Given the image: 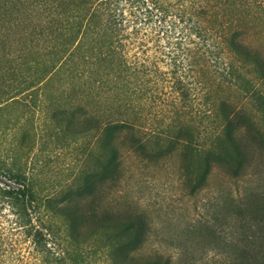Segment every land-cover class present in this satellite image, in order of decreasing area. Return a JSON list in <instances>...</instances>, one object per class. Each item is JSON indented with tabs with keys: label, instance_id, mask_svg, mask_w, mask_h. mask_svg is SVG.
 I'll use <instances>...</instances> for the list:
<instances>
[{
	"label": "trees",
	"instance_id": "1",
	"mask_svg": "<svg viewBox=\"0 0 264 264\" xmlns=\"http://www.w3.org/2000/svg\"><path fill=\"white\" fill-rule=\"evenodd\" d=\"M261 20L264 0H0L9 58L0 71L16 75L52 42L27 90L55 83L45 96L50 122L92 142L91 166L57 196L40 197L21 173H1L15 188L0 184V213L11 217L8 231L0 226V264H90L93 241L112 264H168L137 259L144 221L100 210V197L119 183L127 155L157 165L175 155L192 193L215 168L246 174L264 150V56L247 38ZM224 87L232 94L217 97ZM149 117L159 124H145Z\"/></svg>",
	"mask_w": 264,
	"mask_h": 264
},
{
	"label": "rangeland",
	"instance_id": "2",
	"mask_svg": "<svg viewBox=\"0 0 264 264\" xmlns=\"http://www.w3.org/2000/svg\"><path fill=\"white\" fill-rule=\"evenodd\" d=\"M247 38L264 56L263 20L248 28ZM13 39L20 41L17 34ZM52 48L49 41L37 46L34 63L31 55L30 65L17 70L16 75L0 71V184L15 188L1 173H21L42 198L66 190L79 170L92 164L91 138L69 137L49 120L54 107L45 96L51 97L55 83L44 93L36 87L27 90L28 83L43 71V57L53 53ZM4 57L0 46V59L9 60ZM52 58L47 56L48 63ZM67 81L63 75L57 82L64 87ZM232 92L224 87L217 97H228ZM195 105L190 110L192 115L199 109ZM247 107L254 109L249 103ZM150 121L153 126L160 122L149 117L145 124ZM260 123L264 132V120ZM177 168L175 155L158 165L127 155L119 183L100 197V210L127 212L144 221L137 259H161L168 264H263L264 150L250 162L241 179L215 168L205 188L193 193L179 179ZM0 215V226L8 231L11 226L7 218L11 217L7 210ZM56 223L60 225L58 220ZM102 244L93 241L86 248L90 264H112ZM49 245L54 247L55 243L49 241Z\"/></svg>",
	"mask_w": 264,
	"mask_h": 264
}]
</instances>
